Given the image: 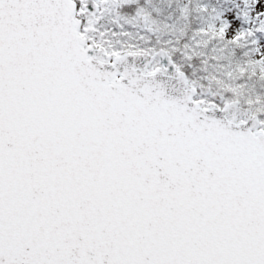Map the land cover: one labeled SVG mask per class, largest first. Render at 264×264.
<instances>
[{"label": "snow or ice", "instance_id": "snow-or-ice-1", "mask_svg": "<svg viewBox=\"0 0 264 264\" xmlns=\"http://www.w3.org/2000/svg\"><path fill=\"white\" fill-rule=\"evenodd\" d=\"M0 264H264V0H0Z\"/></svg>", "mask_w": 264, "mask_h": 264}]
</instances>
